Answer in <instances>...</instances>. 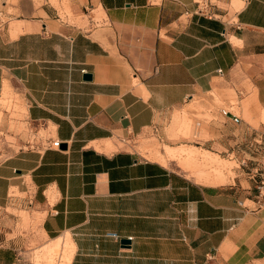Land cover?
Here are the masks:
<instances>
[{
  "label": "crops",
  "instance_id": "crops-1",
  "mask_svg": "<svg viewBox=\"0 0 264 264\" xmlns=\"http://www.w3.org/2000/svg\"><path fill=\"white\" fill-rule=\"evenodd\" d=\"M0 3V139L17 145L0 146L1 222L29 210L49 242L41 249H60L65 264H264L249 172L200 183L161 163L172 149L159 162L119 145L153 126L163 136L174 111L217 91L232 100L209 141L263 160L264 0H68L101 14L87 28L48 2L19 0L4 21ZM10 87L23 108L13 128ZM13 232L0 230V264H23Z\"/></svg>",
  "mask_w": 264,
  "mask_h": 264
},
{
  "label": "rangeland",
  "instance_id": "rangeland-1",
  "mask_svg": "<svg viewBox=\"0 0 264 264\" xmlns=\"http://www.w3.org/2000/svg\"><path fill=\"white\" fill-rule=\"evenodd\" d=\"M8 6V12L10 15L3 16L5 21L12 22L15 16L11 15L13 12V6L19 4V0H4ZM32 5L35 10L41 5H46V2L50 3L57 12L58 17L62 22L70 26L87 28L89 23L99 24L102 22V16L96 19H92L98 10H91L85 8L82 12H73L70 8L68 0H23ZM2 7V3H0ZM8 16H13L9 17ZM11 96L7 99V103H2L4 109L7 110L10 118L11 128L14 127L12 119L22 116V100L17 93V89L13 90L10 87ZM217 91L202 94L199 97H195L188 104L182 106L180 109L174 111L168 120L163 125L164 135L162 140L158 139L151 129L145 130L141 135L135 137L131 142L125 144L120 143V146L131 148L138 152L141 156L157 160L155 157L158 155H164L168 149L176 151L175 157L170 160L169 163L162 164L172 167L176 170L183 172L188 177L200 182L210 184L226 183L235 176L238 171L249 172V169L255 165H261V160H252L251 158L243 157L245 164H242L241 159H238L232 150L224 151L219 150L217 145L209 139H214L216 135V129L218 127L217 122L221 120L222 108H228L227 101L232 100L227 98ZM176 122H175V118ZM16 131L21 129V126L17 125ZM0 146L8 145L14 148L17 147L15 140L10 135L1 137ZM208 140V141H207ZM253 142V141H252ZM247 148L253 149V145L250 141L246 143ZM233 147V146H231ZM189 149H196L197 155L201 158L206 154L204 151L211 153L210 159L212 166H204L200 160L189 161L185 156L179 154L181 150L188 151ZM258 152L262 155L263 152L259 147H256ZM250 150H246L250 153ZM259 154V155H260ZM253 162V165L251 163ZM255 163V164H254ZM17 221H10V217L4 222L0 221V230L14 228L12 235H20L23 239L22 257L23 264H65L63 259H58L60 249L49 250L47 245L44 249L43 246L49 242L44 241L39 233L38 217L34 216L29 210L23 209L16 212ZM41 249V250H40ZM40 250V251H38Z\"/></svg>",
  "mask_w": 264,
  "mask_h": 264
},
{
  "label": "built area",
  "instance_id": "built-area-1",
  "mask_svg": "<svg viewBox=\"0 0 264 264\" xmlns=\"http://www.w3.org/2000/svg\"><path fill=\"white\" fill-rule=\"evenodd\" d=\"M201 11V9H200ZM232 120L234 122L239 121V117L233 116ZM151 132L160 140H162V136L159 133V128L157 126H153L151 128ZM52 146L58 147L60 145L59 141L51 142ZM264 158V153H263ZM242 164H245V161L242 159L240 161ZM261 165H255L249 169L250 177L254 180L256 189H257V202L259 206H264V159L260 161ZM109 236L118 238L116 233H108ZM129 240V239H128Z\"/></svg>",
  "mask_w": 264,
  "mask_h": 264
},
{
  "label": "bare ground",
  "instance_id": "bare-ground-1",
  "mask_svg": "<svg viewBox=\"0 0 264 264\" xmlns=\"http://www.w3.org/2000/svg\"><path fill=\"white\" fill-rule=\"evenodd\" d=\"M180 153L186 155V157H187L186 159L189 160V161L199 160V158H198L199 156L197 155L195 150H190V151L181 150ZM200 162L202 163V165L207 166L208 164H211L212 161H211L210 157L205 155Z\"/></svg>",
  "mask_w": 264,
  "mask_h": 264
},
{
  "label": "water",
  "instance_id": "water-1",
  "mask_svg": "<svg viewBox=\"0 0 264 264\" xmlns=\"http://www.w3.org/2000/svg\"><path fill=\"white\" fill-rule=\"evenodd\" d=\"M84 78H90V74H84V76H83ZM122 242H127L128 241V239H122L121 240Z\"/></svg>",
  "mask_w": 264,
  "mask_h": 264
}]
</instances>
